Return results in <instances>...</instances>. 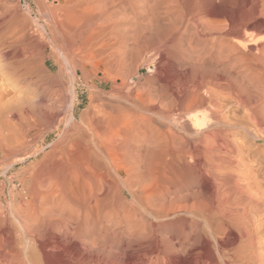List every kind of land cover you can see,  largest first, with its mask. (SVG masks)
<instances>
[{
    "label": "bare ground",
    "instance_id": "1",
    "mask_svg": "<svg viewBox=\"0 0 264 264\" xmlns=\"http://www.w3.org/2000/svg\"><path fill=\"white\" fill-rule=\"evenodd\" d=\"M12 3L0 0V133L20 163L51 148L17 225L64 239L55 263L27 242L0 264H264V157L239 112L256 100L264 120V0H55L39 30ZM79 84L92 91L80 113Z\"/></svg>",
    "mask_w": 264,
    "mask_h": 264
},
{
    "label": "rangeland",
    "instance_id": "2",
    "mask_svg": "<svg viewBox=\"0 0 264 264\" xmlns=\"http://www.w3.org/2000/svg\"><path fill=\"white\" fill-rule=\"evenodd\" d=\"M8 1L9 2H13L12 4L18 3L19 4L18 6H19L20 10L23 11L24 16L28 17L30 21L32 20L31 22H32V24H35L34 28L37 29V30H39V26L42 25L44 23V21H46L47 16L52 13V11H51L52 10V6L53 5L55 6V0H8ZM52 3H53V5H52ZM27 6L30 9V13H28V14L26 12V7ZM36 25H38V26H36ZM47 51H48V53H50L51 52V48H48ZM153 63H154V60L151 59L149 65L145 64V65L142 66V68L144 69L142 71V75L144 76V78L149 76V75L151 76V75L155 74L156 71L154 72L155 68L153 67ZM52 64H53L52 62H49L48 66H51ZM55 70H58V68L56 67ZM164 71L165 70H163V72ZM38 75L39 76L37 77V79L39 81L41 80L43 82V84L44 83H46L47 85L48 84L49 85H51V84L52 85L61 84V82L59 83V80H57V79H55V80L54 79H49V78L45 77L41 72H38ZM67 80H68V78L66 77V81ZM135 81H137V79H135ZM34 88L35 87L33 86V87H30V89L25 90V93H26L25 95H26L27 98L29 97L28 99L33 98L32 99L33 101H31V99H30V101L32 103L33 102L37 103L38 101L41 100L42 97H41V92L37 93L38 90L36 88H35L36 89L35 90ZM78 92H79L78 95H79L80 105L77 108V112L80 113V112H82V111H84L86 109V105H87V103H88V101L90 99L92 91H90L84 85L79 84V91ZM37 96H38V98H36ZM255 101L253 100L250 105L243 106V108L241 107L239 112H240V115H244L245 114V116H246L247 114H250V115H252V116H250V118H252V119L254 118L253 121L251 122V124L252 123L255 124V125L252 124V125H254L252 130L255 127L256 128L254 129V131H251L252 135L250 134V139L252 141L251 144H252L254 149L257 148L256 151L257 150L260 151V153L258 151L257 152L263 158L264 157V120L262 122H260L259 119H257L256 116H254V114H251V113L254 112L252 109L254 108V110H256L255 106L257 108V104H256ZM247 106H249V107H247ZM252 106H253V108H251ZM243 111H244V113H243ZM42 116H44V115L42 114ZM42 116L40 118L41 119L40 120L41 123L40 122L38 123L37 130L35 131V133L38 135V137L36 138L37 141L34 140V143L32 144L33 145L32 146L33 149H36V148L40 147V142H39L40 139L38 140V138L41 137V135H42L41 131L46 129V126H47V119L45 117H42ZM62 118H64V116H61L58 119H62ZM245 118H246V120H248L247 116ZM252 119H250V120H252ZM255 119H257V120H255ZM24 122H25L24 120L17 121V124L19 125V127L17 126V129H19V128L21 129L20 125H23ZM259 124H261V125H259ZM256 125H258V127ZM55 127H56V125H55ZM256 129L258 130L257 133H256V131H257ZM7 132H8V134H7ZM7 132L5 131V132L0 133L1 134L0 139H2V140H0V223H1L0 224L1 228L0 229H2V227H4L3 228V235H1L2 233H0V248H1V246H4V247H2L3 250L0 249V255H10L9 253L12 254V252H11L12 250H10V248L12 247V244L14 245L16 243L17 244L19 243V245H21V246L23 245L22 247H24L27 244V242H28V244L31 242L32 243L31 246H34L35 249L37 248L38 251H39L40 249H39L38 246L40 244H45L46 243V246H48V247L51 246V248L46 249V253L49 255L51 260L53 259L52 261L55 263L56 262L55 259L60 257L61 255H63V250L62 249L60 250L58 248H54V246H56V244H54V243H58L59 244V243H61L63 241L64 238L61 237L59 234H55V233L54 234L52 233L49 236H45L44 238H40L37 235H35L36 233H35V229L34 228L31 230V231L34 232V235L33 234H29L28 235L27 233H24V231L17 225L18 222H17V219H16V216H21V215L24 216L27 213V210H28L27 206H26V202L29 201L30 198H29V195H28V192H27L28 190H27V185L26 184H29L32 181L31 180L32 175H33L32 168L34 167L35 163H37L38 161L43 159V157L51 150V148L47 147L46 150L43 151L38 157L32 158V159H27L25 162L20 163V162H18V159H19V157L23 156V153H26V151L22 152V151H18L17 150L18 151V153H17L16 150H13V149L9 150L8 149L10 147V146H8L9 143L7 144V142H9V141H6L7 138H9L8 137L9 136V131H7ZM2 134H3V137L5 136L4 137L5 140H3ZM58 134H59V132L55 131L53 129L52 132L50 133V135H48V137L46 139L47 143L49 144V143L53 142L54 144H56V142L59 140ZM254 135H255V137L257 136L258 138L257 137L255 138ZM6 147H8V148H6ZM3 148H5V149H3ZM7 151H9V152L11 151L12 153H9ZM14 152H16V154ZM255 174H257V175H254L255 179L256 180L258 179L257 181L259 182L261 187L263 186L262 188L264 189V169L262 171L258 172V173H255ZM27 195H28V197H27ZM17 213H19V214H17ZM14 226L15 227L17 226L19 228L18 232L17 231L15 232L12 229ZM235 228H237V227H234V229L231 228V231L222 240V242L224 243L223 247L226 248V249H229V250L230 249H234L240 244L239 241H240L241 238L238 235V229H236L237 230L236 231ZM11 230L13 231V233H11L12 232ZM0 232H1V230H0ZM4 233H5V235L6 234L7 235L5 236ZM263 235H264V232H263ZM7 236H8V238H7ZM9 236H11V238ZM11 239H12V241H9ZM18 239H19V241H18ZM8 242H10V243H8ZM52 242H53V244H52ZM222 242H221V244L223 245ZM48 243H50V244H48ZM8 244H11V245L9 246ZM72 246L73 247L76 246V243L75 244L73 243Z\"/></svg>",
    "mask_w": 264,
    "mask_h": 264
}]
</instances>
